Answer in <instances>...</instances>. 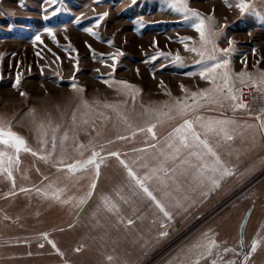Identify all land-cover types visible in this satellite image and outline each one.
<instances>
[{
	"label": "rangeland",
	"instance_id": "374dc122",
	"mask_svg": "<svg viewBox=\"0 0 264 264\" xmlns=\"http://www.w3.org/2000/svg\"><path fill=\"white\" fill-rule=\"evenodd\" d=\"M239 2L186 0L218 34L212 37L213 43L204 44L191 26L195 18L186 21L184 13L172 7L174 0H0V120L5 123V130L10 125L11 131L23 137L27 146L38 153L21 150L16 163L15 149L0 144V151L13 158L12 177L7 171H0V259L3 258L1 211L6 201L18 197L24 186L28 197L37 192L40 201L38 191L46 190L38 188L41 179L58 181L54 196L86 199L89 191L83 185L100 178L96 176L95 165L75 172L65 166L86 161L95 151L99 153L96 158L100 163L99 173L110 166L114 169L115 156L109 153H121L126 148L145 144L151 138L148 131L151 125H156L153 130L158 135L171 122L163 116L157 117L152 109L168 111L165 105L173 106L176 98L184 99L192 92L212 86L199 75L203 67L228 59L227 71L237 100L220 97V103L201 101L202 107H221L236 101L245 108L256 102L264 107V83H260L264 73V0H247L249 8L244 12L236 7ZM105 12L108 15L100 19ZM208 17L213 19L207 20ZM46 28H52L53 33L50 35ZM86 28L91 32L84 31ZM37 35L39 40L35 39ZM184 37L192 39L181 42ZM229 41L233 51L225 55L219 49L228 48ZM192 47L203 52V57L192 52ZM121 52L123 55H119ZM177 54L180 62L175 60ZM113 55L117 56L115 61ZM212 56L217 60L210 59ZM223 71L216 70V84L223 85ZM190 72L195 75H187ZM241 72L250 73L252 80L240 77ZM118 81H127L135 88H126ZM247 86L255 94L249 101L243 99ZM84 101L88 102L87 106ZM158 119L164 123H158ZM65 132L67 140L62 139ZM54 135L56 149L50 155ZM80 144L84 148H79ZM4 159L7 168V157ZM257 196L256 203L247 208L250 215L244 230V247L239 243V230L240 248L233 257L243 258L237 264H264V195L260 191ZM36 206L33 201L28 215L35 213ZM53 206L56 209L52 214L58 216L62 211L58 207L62 205ZM24 216L20 218L24 220ZM18 218L19 215L17 221ZM27 219L32 224L35 220L33 216ZM224 226L227 230L229 223L226 221ZM261 227L263 230L259 232ZM186 237L187 234L182 240L172 241L170 247L156 251L157 256L152 252L140 264H158ZM251 238L259 242L255 251L246 247ZM233 246L225 235L221 247ZM7 252L10 254L8 249Z\"/></svg>",
	"mask_w": 264,
	"mask_h": 264
},
{
	"label": "crops",
	"instance_id": "0c3cea01",
	"mask_svg": "<svg viewBox=\"0 0 264 264\" xmlns=\"http://www.w3.org/2000/svg\"><path fill=\"white\" fill-rule=\"evenodd\" d=\"M237 104L241 103L201 106L189 117L194 121L201 140H206L219 157L220 164L215 163L216 156L203 145L181 148L179 155L174 148L167 147V139H172L169 133L182 122L178 119L171 120L155 139L151 134L147 143L121 150L119 156H115L114 169L110 166L100 170V178L98 176L99 179L94 180L96 187L92 189L91 197H86L85 203L80 202L81 197L57 194L55 196L59 198H54L53 189L58 181L41 179L38 182V188L46 189L37 190L41 194L40 201L37 192L28 197L24 186L25 190L20 191L18 197L6 201L7 205L2 207L3 258L0 263L140 264L144 257L170 247L186 234L188 237L158 264H195L197 261L198 264H213V261L215 264L239 263L243 256L237 260L233 254L242 245L239 240L238 247L240 222L247 208L256 203L257 193L261 191L264 195V107L259 102L250 108L237 107ZM197 116L203 119L197 121ZM216 121L229 123L216 124ZM209 124L214 130H206ZM225 134L232 138L227 139ZM189 143L193 142L190 140ZM121 160L126 161L141 179L146 174L152 177L144 179L145 186L171 213V220L128 175ZM204 165H208L207 170ZM213 166L219 171L213 173ZM154 168L156 172L152 171ZM224 169L232 174L222 176ZM212 176L220 181L218 186L208 179ZM92 183L91 180L83 187L90 192ZM102 196L110 197L118 210H107ZM33 201L37 205L36 211L28 215ZM57 204L62 205L58 207L62 211L55 216L52 214L56 209L53 205ZM23 215L24 220L20 218ZM28 216L34 217L33 224L28 221ZM226 221L229 223L227 230L224 226ZM193 229L195 231L191 233ZM262 230L263 227L259 232ZM161 232L167 235L161 236ZM225 235L229 236L233 247H221L225 243ZM208 239L217 242L210 255L203 248L189 251L194 243L204 244ZM49 241H53L56 247ZM254 241L251 238L246 247H251ZM225 248L231 250L225 252Z\"/></svg>",
	"mask_w": 264,
	"mask_h": 264
},
{
	"label": "snow or ice",
	"instance_id": "6c2138e0",
	"mask_svg": "<svg viewBox=\"0 0 264 264\" xmlns=\"http://www.w3.org/2000/svg\"><path fill=\"white\" fill-rule=\"evenodd\" d=\"M53 2H55V0H53ZM172 7L178 11V12H183L184 13V19L186 21L188 20H192L193 18H195V22H193L191 24V26L199 33L200 35V39L202 41V43L204 44H208V43H213L212 37L217 36L218 34L213 31L212 27L206 22L205 17L199 13L198 11H196L195 9H192L188 6V4L186 3V0H174V3L172 5ZM236 7H238L241 12L246 11L249 8V4L247 3V0H240V2L236 5ZM57 11H59V9H57ZM55 14V13H53ZM108 13L105 12L100 16V19H103L105 16H107ZM47 18V17H46ZM212 17H208L207 20H212ZM66 27V26H65ZM45 31H47L50 35L53 33V29L52 28H46ZM84 31L86 32H91V29H84ZM92 35H96V33H92ZM54 38V37H53ZM36 40H39V35H37L35 37ZM191 37H184L182 38L181 42H183L184 40H191ZM109 44L112 43L111 40L108 41ZM215 47V45H214ZM185 48L188 49V45L185 44ZM192 52H197L199 55H201V57H203L204 53L203 52H199V50L195 47H192L190 49ZM220 52L224 53L225 55L229 54L230 52L233 51L232 48V41H229V47L228 48H220L219 49ZM253 52L255 53V49H253ZM119 55H123V53H119ZM160 55H163V53H160ZM113 59V61H115L117 59V56L113 55L111 57ZM156 57H152V59H155ZM210 59L212 60H217V58L215 56L210 57ZM175 60L177 62L181 61V57L177 54V56L175 57ZM258 63V62H257ZM229 65V60L228 59H221L218 62L212 63L210 67L205 66L202 68V70L199 72V75L203 78L206 79L208 81L211 82L212 86L207 88V89H201L199 92H192L189 96H185L184 99H180V98H176L175 100V104L173 106H168L167 104L165 105L168 108V111H162L159 109H152L151 111L153 113H155L157 115V117L163 116L165 117L168 121L171 120H175L177 118H179L182 122L179 123L177 126H175L172 129V132L169 133V137L172 139H167V147L168 148H174V151L177 155H179L181 148H190L193 147L196 144L199 145H203L208 152L213 155L216 156V153L212 150V148L209 146V144L207 143L206 140H201L200 137V133L196 131V128L194 126V121L190 118H187L191 113L196 112L202 105H201V101H205V102H215V103H220V97H224L225 99H231L233 101L237 100L236 95L233 92V87L230 84V74L227 71V67ZM111 67L114 69L115 68V64L111 65ZM217 69H224V71L221 74V79L223 80V85L220 84H216L215 80H216V70ZM98 71V70H97ZM187 75H195V73H187ZM240 77H247L249 80H252V76L250 73L248 72H241L240 74H238ZM254 84L256 83V81H252ZM19 83V79H17V84ZM104 83H108V81H104ZM117 83L124 85L126 88L129 89H133L135 88L134 85H131L129 82L127 81H118ZM260 83H264V73L261 74V79H260ZM15 86V85H14ZM73 88H76V85L73 84L72 85ZM181 89H184V86L181 85ZM138 91V89H137ZM186 91V90H185ZM170 94V93H169ZM21 95H25V93L21 92ZM134 99V97H133ZM87 101H84L85 106H87ZM106 107H112V105H106ZM237 107H244L243 104H237ZM203 119V117H196L197 121H201ZM73 120H75V114H73ZM158 123H164L163 120L158 119L157 120ZM216 124H227L229 123L228 121H216ZM155 124L151 125L148 128V131L152 133V137L155 139L156 134L154 132V128H155ZM203 126V125H202ZM262 126H264V122H262ZM6 126L5 123L0 120V144H4V145H9L12 148L15 149L17 156H16V163H19V152L21 150H23L24 152H32L33 155H38V153L34 152L30 147L27 146V142L26 140L19 136L17 133H14L11 131L10 129V125L7 126V130H5ZM207 131H212L214 130L213 126L211 124H209L206 127ZM140 131H143V129H140ZM227 139H231V136H228L227 134H225ZM63 140H67L68 136H67V132L64 133ZM119 139H124V137H119ZM192 141L193 143H189V141ZM178 142V143H177ZM44 144H47V141L43 142ZM51 147H52V153L54 154L55 149H56V137L55 135L52 137V141H51ZM149 147H156V145H149ZM79 148H84L83 144L79 145ZM136 151H142V149H136ZM83 153H81L82 155ZM109 155L112 156H119L118 152H112L109 153ZM193 155H197L199 156V153H193ZM99 156V153L93 151L92 155L89 159H87L86 161H77L74 164H68L65 167L70 171V172H75L78 168L79 169H84L86 168L88 165H95V169H96V176H99V169H100V163H98L96 161V158ZM5 157H7V165L8 167L5 168ZM41 159L47 160L48 156H41ZM61 158V162H62ZM120 163L125 167V169L128 172V175L130 177H132L133 179L136 180L137 184L139 185V187L155 202L156 206L159 208V210L163 213V215L165 217H167L169 220H171L172 216L171 213L168 212L165 208V206L156 198L155 195H153V193L145 186L144 183V179H151L152 177L149 175H145L144 179H141L140 177H138L136 175V173L133 171V169L128 165V163L126 161L121 160ZM216 164H220V160L219 157L216 156ZM13 164V158L11 156H8L7 152L5 151H0V171H7L8 176L11 178L12 177V172H11V166ZM147 166V165H145ZM204 169L207 170L208 169V165H204ZM161 170H163V168H161ZM153 172H156L157 169H152ZM211 171L213 173L219 171V169H217L215 166H213L211 168ZM232 173L227 170L224 169L223 172L221 173L222 176H227V175H231ZM208 179L211 181V183L214 186H218L220 181L217 180L214 176L212 177H208ZM13 185L15 184V180L13 178ZM96 187V183L95 181H93L91 188L94 190ZM25 189H22V191H24ZM92 192L90 191L87 194V197H91ZM54 198L58 199V196H55ZM123 199V197H121ZM102 202L105 204L107 210L112 211V210H118V206L115 203H112L110 201V197L108 196H102L101 197ZM67 202V201H64ZM81 203H85L86 199L85 198H81L80 200ZM129 224L132 223L131 220L128 221ZM163 226V225H162ZM45 237H47V233L43 234ZM161 236H166L167 233L166 232H161L160 233ZM205 237L207 236V233L204 234ZM49 243H52V246L55 248L56 245L53 241H49ZM243 243V241L241 240V244ZM258 241H254L251 245V249L252 251L256 250V247L258 245ZM42 246V245H41ZM217 246V242L215 241V239H208L206 243L202 244L200 242H196L193 245H191V247L189 248V251H193L196 249H205L207 254H211L212 248ZM231 249L225 248L224 251H230ZM57 251H59V249H57ZM77 251H79V249H77ZM204 253H201V256H203ZM109 259H111V257H109ZM248 256H245V261H247ZM195 264H198V261L195 262ZM213 264H215V261H213ZM231 264H234V262H231Z\"/></svg>",
	"mask_w": 264,
	"mask_h": 264
},
{
	"label": "water",
	"instance_id": "95a60500",
	"mask_svg": "<svg viewBox=\"0 0 264 264\" xmlns=\"http://www.w3.org/2000/svg\"><path fill=\"white\" fill-rule=\"evenodd\" d=\"M250 215V209L247 211L242 223H241V226H240V241L242 240L243 243H242V247H244V230H245V226H246V223H247V220H248V217Z\"/></svg>",
	"mask_w": 264,
	"mask_h": 264
},
{
	"label": "built area",
	"instance_id": "2783aa9c",
	"mask_svg": "<svg viewBox=\"0 0 264 264\" xmlns=\"http://www.w3.org/2000/svg\"><path fill=\"white\" fill-rule=\"evenodd\" d=\"M247 88V91H246V93H244V94H246V96L245 95H243V99L245 100V101H249L250 99L249 98H252V97H254V91L251 93L250 92V87L249 86H247L246 87ZM245 90V89H244ZM254 94V95H253Z\"/></svg>",
	"mask_w": 264,
	"mask_h": 264
},
{
	"label": "bare ground",
	"instance_id": "6f19581e",
	"mask_svg": "<svg viewBox=\"0 0 264 264\" xmlns=\"http://www.w3.org/2000/svg\"><path fill=\"white\" fill-rule=\"evenodd\" d=\"M245 235V234H244Z\"/></svg>",
	"mask_w": 264,
	"mask_h": 264
}]
</instances>
